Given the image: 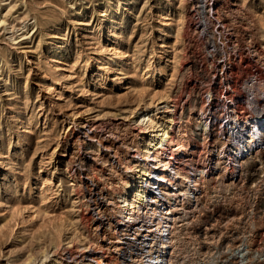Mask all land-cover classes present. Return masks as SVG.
<instances>
[{"label":"rangeland","instance_id":"1","mask_svg":"<svg viewBox=\"0 0 264 264\" xmlns=\"http://www.w3.org/2000/svg\"><path fill=\"white\" fill-rule=\"evenodd\" d=\"M212 3L203 28L221 33L227 60L211 57L193 0H0V264H136L124 254L148 224L127 227L114 213L144 143L137 115L154 108L152 134L155 124L188 134V106L210 87L238 94L243 114L264 111L246 107L241 85L264 80V0H217L213 12ZM231 70L234 93L219 83ZM165 104L176 106L172 128ZM220 123L191 131L180 173L214 162L206 150L220 143ZM250 152L235 176L196 177L168 264H264V144ZM154 192L167 203L161 186Z\"/></svg>","mask_w":264,"mask_h":264},{"label":"bare ground","instance_id":"2","mask_svg":"<svg viewBox=\"0 0 264 264\" xmlns=\"http://www.w3.org/2000/svg\"><path fill=\"white\" fill-rule=\"evenodd\" d=\"M210 1L211 0H193L198 23L199 26L202 27L201 36L204 34L203 36L207 37L208 40L206 42H209L211 45L209 46L213 51L211 52V57L213 55H218L220 52H222L220 55L223 54L224 57H226V51L224 49L225 43L222 42L224 48L216 44V40L222 38L221 33H219L220 35L218 36L213 31H204L205 27L212 24V21L206 16L210 12V6L208 5ZM216 1L217 0H213L211 5L212 12L213 6L216 5ZM225 5L224 7L218 5L219 7H217V9H228L229 5L226 1ZM228 55H230V53ZM240 56L241 54L239 57ZM245 68L241 69H243L242 73L246 74ZM232 72L231 70L229 73L225 74V72L222 71L220 75L223 78H220L221 80L219 83H223L225 87L228 86L230 91L234 93L235 91L232 88L233 86L230 80L232 79ZM245 77H247V75ZM249 78L248 80L244 79L241 84L243 85L242 87L246 89V92L248 91V94L244 96V102L247 108L259 111V102L264 103V80L261 81V79L259 81L255 76ZM213 88L210 87V89L203 92L206 94L204 95V103L199 106H188V114L194 119L193 127L189 130L190 133L192 131V133L195 134L193 131H197V133L199 132L202 134L203 131L202 135L206 136L205 134H207L208 130H211L210 127L216 125L217 119L221 120L219 125L220 131H217L220 143H218L217 146L216 144L213 145L210 150H206L209 152L208 154L216 156V158L214 162L211 163V157L208 156L203 163V169L201 168L198 170V168H196L197 162L191 161L185 164V169L183 168L185 171L180 173L175 165L177 157L186 153L188 149L189 139L191 137L190 133L172 136V134H169L167 126H156L154 122L157 128L155 133L152 134L151 132L153 130L150 131L149 126L153 123L152 116L154 108L151 109L150 107H146L137 115L135 121L141 126L142 130L139 141L144 140V143L135 156V162L126 166L127 180L123 181V187L117 192L119 205L115 210L114 218L116 222H124L127 227H133L139 224L141 222L140 220L145 221L148 226L146 231L147 235H141L137 242L127 248V252L124 254L126 258L123 260L133 262L132 260H135L134 258L139 257L137 258L138 260H135L136 264H168L169 255L174 246L171 234L176 218L175 215L182 207L191 202L194 196L193 194L198 187L196 177L200 176L203 172L207 173L215 168L224 170V173L228 170L227 174L235 176L237 169L242 166V164H245V162L248 163L246 160L251 152H247L256 145L262 147L264 144V111L243 114L237 110L241 107V104H239L237 100L239 97L238 94L231 95L230 92L227 91V88H225L223 96L219 97L212 93L215 90H213ZM237 91L239 92V90ZM216 99L219 101H215ZM225 100L233 101V105H231L232 103L228 105L229 103H226ZM175 107L173 105L169 106V104L164 105L165 112H172L171 115L173 118L170 121V128L173 127L175 123L174 119L177 117ZM222 123H224V128L221 126ZM223 135H225V137L222 139ZM137 158H140V160ZM160 186L162 187V194L164 195L163 202H167L166 204L162 203V197L157 198L154 192ZM140 204H142V206H140ZM153 234L156 236L153 249L145 250L148 244L145 242H147ZM116 242L117 247L123 244L121 238H118ZM143 248L144 251H142ZM139 251H141V254L138 253Z\"/></svg>","mask_w":264,"mask_h":264},{"label":"built area","instance_id":"3","mask_svg":"<svg viewBox=\"0 0 264 264\" xmlns=\"http://www.w3.org/2000/svg\"><path fill=\"white\" fill-rule=\"evenodd\" d=\"M261 133V132H260Z\"/></svg>","mask_w":264,"mask_h":264}]
</instances>
